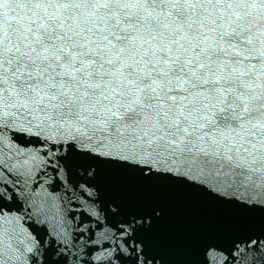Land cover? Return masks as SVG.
Returning a JSON list of instances; mask_svg holds the SVG:
<instances>
[{
    "label": "snow or ice",
    "instance_id": "6c2138e0",
    "mask_svg": "<svg viewBox=\"0 0 264 264\" xmlns=\"http://www.w3.org/2000/svg\"><path fill=\"white\" fill-rule=\"evenodd\" d=\"M107 169L264 213V0H0V264H168ZM203 255L264 264V231Z\"/></svg>",
    "mask_w": 264,
    "mask_h": 264
},
{
    "label": "water",
    "instance_id": "95a60500",
    "mask_svg": "<svg viewBox=\"0 0 264 264\" xmlns=\"http://www.w3.org/2000/svg\"><path fill=\"white\" fill-rule=\"evenodd\" d=\"M101 188L105 204L115 201L128 207L136 200L153 198L164 206L165 215L148 241L168 264H204L209 244L228 251L234 240L264 231V213L259 210L237 209L186 185L163 179L146 184L133 173L107 169ZM108 219L116 223L118 218L109 214Z\"/></svg>",
    "mask_w": 264,
    "mask_h": 264
}]
</instances>
